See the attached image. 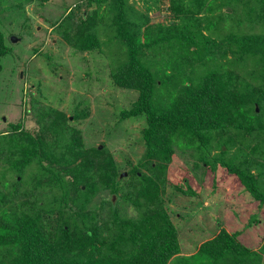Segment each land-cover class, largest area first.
Masks as SVG:
<instances>
[{"label":"trees","instance_id":"1","mask_svg":"<svg viewBox=\"0 0 264 264\" xmlns=\"http://www.w3.org/2000/svg\"><path fill=\"white\" fill-rule=\"evenodd\" d=\"M172 4L180 19L168 24L150 23L147 13L127 0L108 4L114 37L125 45L110 77L115 85L138 92L120 114L143 116L145 122L144 152L129 174L130 186L121 193L137 214L120 215L117 203L106 198L100 200V208L108 209L104 217L88 207L105 189L117 193L119 172L108 148L86 146L81 129L63 110H44L48 120L34 134L21 121H9L11 130L0 132V158L19 174L32 163L38 165L33 187H56L58 192L52 194L50 208L34 213L2 207L7 198L0 194V264H264V237L259 246L250 247L237 238L239 230L224 227L188 244L185 253L166 202L173 190L187 193L167 176L174 138L195 139L200 148H208L217 133L233 130L248 157L264 160V31H240L242 19L235 26L229 19L233 11L214 12L241 4L249 22L264 23V0ZM227 19L228 29L218 34V25ZM1 25L0 18V71L1 57L11 50ZM79 27L71 32L66 25L62 31L76 50L100 46L96 30ZM151 56H160L161 65L147 61ZM87 113L78 108L73 118ZM216 157L211 162L202 158L203 164L211 171L221 165L226 178H237L241 188L264 204V169L246 170ZM168 184L172 189L166 198Z\"/></svg>","mask_w":264,"mask_h":264},{"label":"rangeland","instance_id":"2","mask_svg":"<svg viewBox=\"0 0 264 264\" xmlns=\"http://www.w3.org/2000/svg\"><path fill=\"white\" fill-rule=\"evenodd\" d=\"M172 1L127 0V3L146 12L150 23L168 24L180 19ZM108 4L109 0H0L1 28L8 34L6 43L11 47L1 57L0 132L11 130L9 121H21L23 128L34 134L48 120L41 114L44 110L53 107L63 110L69 122L81 129L86 146L101 144L108 148L119 172L117 193L105 189L103 197H93L88 207L96 208L100 217H104L106 210L100 208V200L106 198L117 203L120 215L134 216L137 210L121 193L130 186L126 185L129 174L144 152L141 128L145 122L143 116L122 118L120 114L121 109L131 106L138 92L115 85L110 77L111 65L124 57L125 45L114 37ZM219 11H233L229 17L233 26L236 19H242L240 31H264L261 20L248 21L241 4L223 5L214 12ZM226 23L230 21L218 25V34L228 29ZM66 25L71 32L80 25L96 30L100 46L76 50L62 35ZM12 36L16 39L12 40ZM151 57L147 61L161 65L160 56ZM78 108L88 110L87 115L73 118ZM214 138L208 148H200L195 139L173 141L168 180L182 184L187 193L173 190L172 200L166 202L185 253L188 244L211 236L220 227L239 230L237 238L250 247H257L264 237V204L259 205L241 188L237 178L232 175L226 178L221 165L211 171L203 159L211 162L217 156L218 160L254 172L264 169V160L248 157V150L236 142L233 130L221 131ZM38 169L32 163L19 174L6 159L0 158V194L7 198L2 207L8 206L17 213H34L41 207L44 210L52 206L49 201L58 189L44 191L33 187ZM67 181L70 182L69 177ZM260 185L264 189V171ZM171 189L168 184L166 198Z\"/></svg>","mask_w":264,"mask_h":264},{"label":"water","instance_id":"3","mask_svg":"<svg viewBox=\"0 0 264 264\" xmlns=\"http://www.w3.org/2000/svg\"><path fill=\"white\" fill-rule=\"evenodd\" d=\"M16 37L15 36H12V40H15ZM99 147H101V144L98 145ZM126 174V172H124Z\"/></svg>","mask_w":264,"mask_h":264}]
</instances>
